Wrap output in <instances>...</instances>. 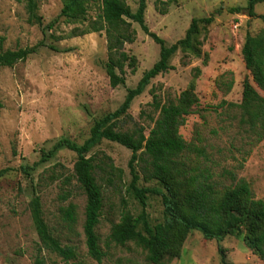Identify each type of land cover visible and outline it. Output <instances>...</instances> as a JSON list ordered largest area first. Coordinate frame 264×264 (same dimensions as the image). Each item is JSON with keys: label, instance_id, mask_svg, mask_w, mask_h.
Returning a JSON list of instances; mask_svg holds the SVG:
<instances>
[{"label": "rangeland", "instance_id": "rangeland-1", "mask_svg": "<svg viewBox=\"0 0 264 264\" xmlns=\"http://www.w3.org/2000/svg\"><path fill=\"white\" fill-rule=\"evenodd\" d=\"M37 2L43 26L56 21L46 37L42 26L29 23L27 0H0V42L4 40V50L33 47L43 40L45 44L25 62L0 69V264H64L57 254L40 252L29 210L31 200L37 196L54 234L62 244L77 249L78 264H150L145 253L133 244L106 245L112 225L121 219L124 202L134 215L142 210L129 188L130 150L103 140L88 154L106 153L124 172L122 182L116 185L100 181L104 207L97 232L106 252L101 263L87 254L83 233L86 196L72 178L76 153L63 148L46 162L40 161L42 150L50 152L62 139L84 144L95 124L116 111L128 89L135 88L143 74L159 61L160 46L133 23L137 40L126 45V51L137 58V70L127 71L124 86L112 88L105 68V33L56 41L53 36L65 37L73 28L84 25L60 17L67 0ZM127 2L134 12L138 9L139 0ZM146 4L147 26L168 46L185 38L193 19L213 16L214 21L199 26L194 40L198 55L179 50L170 62L174 69L153 79L133 101L123 130H131L135 124L152 127V118L158 117L152 105L154 98L166 104L194 85L199 99L197 112L186 118L180 134L188 143L202 148L209 159L200 157L197 161L193 155V161L201 168L210 167L216 175L233 171L250 183L256 199L264 201V140L254 144L256 139L253 141L240 125L238 107L244 83L247 80L252 83L242 48L247 35L264 32V2L255 6L254 17L248 15V0H146ZM99 12L98 4H92L89 19ZM67 177L72 178L70 184L65 182ZM138 185L161 189L156 180L147 182L142 175ZM70 205L77 211L78 221L73 227L63 216V210ZM147 212L152 225L164 221L160 196L149 195ZM219 246L225 250V263ZM162 264L264 262L240 238L228 236L221 242L210 241L199 231H192L180 257L166 258Z\"/></svg>", "mask_w": 264, "mask_h": 264}, {"label": "trees", "instance_id": "trees-1", "mask_svg": "<svg viewBox=\"0 0 264 264\" xmlns=\"http://www.w3.org/2000/svg\"><path fill=\"white\" fill-rule=\"evenodd\" d=\"M262 2L264 0H248L250 17L256 16L255 6ZM92 4H98L100 12L89 19ZM26 7L29 23L42 26L46 37L56 21L43 26L37 0H27ZM146 9V0H139L135 12L127 0H67L60 17H65L69 23L82 22L84 26L73 28L65 37L53 36L54 39L60 41L104 32L107 41L105 68L112 88L124 86L127 71L137 70V58L126 51V45L137 40L133 23H137L160 46V58L143 74L135 88L128 89L121 106L95 124L90 138L84 144L77 145L62 139L50 152L42 150L40 162H46L63 148L76 153L72 178L76 179L86 196L83 233L87 254L98 263L106 257L97 232L104 207V191L100 181L116 185L122 182L124 174L106 153L88 155L103 140L118 143L132 152L129 162L132 181L129 188L142 207L141 213L134 215L124 202L120 221L112 225L106 244L108 247L133 244L145 253L148 263L162 264L166 258H179L189 234L199 231L210 241L221 242L228 236L240 238L264 262V201L256 199L250 183L238 178L233 171L225 170L216 175L210 167L198 166L192 156L195 155L197 161L200 157L208 160L207 154L199 146L188 143L180 134L186 118L197 112L199 99L194 85L181 92L175 101L166 104L155 97L152 105L158 117L152 118V127L135 124L133 129L123 130L130 117L133 101L145 92L153 79L174 69L170 62L179 50L198 55L194 40L199 33V26L214 21L213 16L193 19L185 38L168 46L147 26ZM3 41L0 42V69L25 62L45 46L43 40L33 47L4 50ZM51 49L56 51L53 46ZM242 54L252 75V83L248 80L244 83L242 103L238 106L241 112L240 125L246 128L253 141L256 139L254 144H257L264 140V95L261 94L264 93V32L257 36L247 35ZM141 175L147 182L156 180L161 189L140 187L138 183ZM72 178L67 177L65 182L70 184ZM223 178L230 183L226 184ZM149 195L160 196L164 206V221L156 225L151 224L147 212ZM29 210L40 241V252L47 250L57 254L64 264H78L77 249L62 244L46 221L40 197L31 200ZM63 216L71 227L78 221L74 205L63 210ZM218 249L225 263V250L221 246Z\"/></svg>", "mask_w": 264, "mask_h": 264}]
</instances>
